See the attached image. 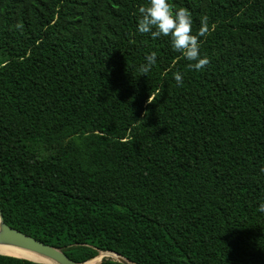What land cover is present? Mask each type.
<instances>
[{
	"label": "trees",
	"instance_id": "obj_1",
	"mask_svg": "<svg viewBox=\"0 0 264 264\" xmlns=\"http://www.w3.org/2000/svg\"><path fill=\"white\" fill-rule=\"evenodd\" d=\"M146 3L0 0L4 220L78 262L264 264V0H171L206 18L200 70Z\"/></svg>",
	"mask_w": 264,
	"mask_h": 264
},
{
	"label": "clouds",
	"instance_id": "obj_2",
	"mask_svg": "<svg viewBox=\"0 0 264 264\" xmlns=\"http://www.w3.org/2000/svg\"><path fill=\"white\" fill-rule=\"evenodd\" d=\"M139 16L136 23V31L150 33L153 38L160 35L170 38L173 50L182 54L189 62L190 68L200 70L206 63L207 58L200 52L199 38L207 32L206 18H201V26L192 31L193 19L191 12L185 7L173 8L171 0H147L146 5L138 8ZM146 63L141 65V72L146 73L149 66L155 64L156 53L151 52L145 57ZM173 78L179 85L182 83L180 73H174ZM264 173V167L259 169ZM258 211L264 214V202L259 203Z\"/></svg>",
	"mask_w": 264,
	"mask_h": 264
},
{
	"label": "water",
	"instance_id": "obj_3",
	"mask_svg": "<svg viewBox=\"0 0 264 264\" xmlns=\"http://www.w3.org/2000/svg\"><path fill=\"white\" fill-rule=\"evenodd\" d=\"M0 244L1 245H13V246H18L20 248L23 249H28L30 251H33L37 254H40L48 259H50L51 261H44L41 259H31L30 257H25V256H19V255H12V254H7V253H2L1 254H6V255H12V256H16V257H20V258H25V259H29L35 262H42V263H48V264H92L90 261L95 258L97 255L100 254V251L96 256L88 259L87 261H83V262H78L76 260H74L73 258H71L62 248L59 247H55L53 245L50 244H46L45 242L29 235L26 234L12 226H10L9 224H7L4 220V215H3V211L1 209L0 206ZM104 252H111L115 255H117V257H113L114 259L119 260L122 263L125 264H138L135 263L129 259H127L126 257H124L123 255L114 252V251H104ZM100 263V262H99ZM97 264V263H96Z\"/></svg>",
	"mask_w": 264,
	"mask_h": 264
},
{
	"label": "bare ground",
	"instance_id": "obj_4",
	"mask_svg": "<svg viewBox=\"0 0 264 264\" xmlns=\"http://www.w3.org/2000/svg\"><path fill=\"white\" fill-rule=\"evenodd\" d=\"M0 252L7 253V254H12V255L30 257L31 259H41V260H44V261H51L50 259H48V258H46V257H44V256H42L40 254H37V253H35L33 251H30L28 249H23V248H20L18 246H13V245H1L0 244ZM108 253H110V254H112L114 256H117V255H115V254H113L111 252H108ZM98 258H102V253H101V255Z\"/></svg>",
	"mask_w": 264,
	"mask_h": 264
},
{
	"label": "rangeland",
	"instance_id": "obj_5",
	"mask_svg": "<svg viewBox=\"0 0 264 264\" xmlns=\"http://www.w3.org/2000/svg\"><path fill=\"white\" fill-rule=\"evenodd\" d=\"M102 253V258H98L96 261H90L92 264H96V263H99V262H101L102 261V259L104 258V257H113L112 256V254H110V253H108V252H100V254ZM114 257H117V256H114Z\"/></svg>",
	"mask_w": 264,
	"mask_h": 264
}]
</instances>
